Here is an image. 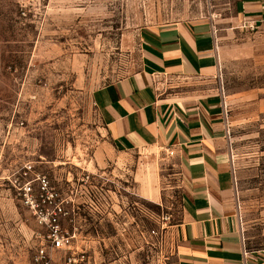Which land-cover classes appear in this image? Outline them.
<instances>
[{
	"label": "rangeland",
	"instance_id": "rangeland-1",
	"mask_svg": "<svg viewBox=\"0 0 264 264\" xmlns=\"http://www.w3.org/2000/svg\"><path fill=\"white\" fill-rule=\"evenodd\" d=\"M236 11V0H0V264H30L45 241L25 184L39 207L70 211L60 221L80 231L89 264L172 262L181 158L112 143L93 91L139 68L144 28L177 20L212 22L218 61L210 81L177 76L160 89L223 97L240 232L264 248V21L250 27Z\"/></svg>",
	"mask_w": 264,
	"mask_h": 264
},
{
	"label": "crops",
	"instance_id": "crops-1",
	"mask_svg": "<svg viewBox=\"0 0 264 264\" xmlns=\"http://www.w3.org/2000/svg\"><path fill=\"white\" fill-rule=\"evenodd\" d=\"M236 9L246 23L264 21V0H236ZM141 45L139 68L96 87L93 99L112 143L168 146L181 158L183 198L168 228L170 264H264V248H247L239 228L223 97L196 86L160 89L163 79L177 76L210 81L218 61L212 22L149 26Z\"/></svg>",
	"mask_w": 264,
	"mask_h": 264
},
{
	"label": "built area",
	"instance_id": "built-area-1",
	"mask_svg": "<svg viewBox=\"0 0 264 264\" xmlns=\"http://www.w3.org/2000/svg\"><path fill=\"white\" fill-rule=\"evenodd\" d=\"M247 24L250 27L253 26L250 22ZM45 183L42 179L41 188H45L47 185ZM32 189L31 184L23 186L25 202L31 207L33 214L37 213L39 222L46 225L47 231L44 236L45 241L33 249L30 264H89L86 259V249L74 244L80 231L75 226H64L60 221V214L69 217L70 211L64 210L59 202L54 204L53 214L44 210L34 202V195L30 193ZM47 199L50 203L54 201L52 192ZM98 200L101 201V197H98Z\"/></svg>",
	"mask_w": 264,
	"mask_h": 264
}]
</instances>
